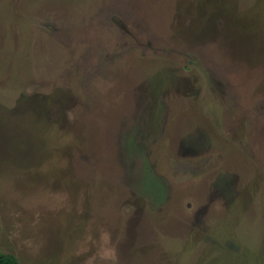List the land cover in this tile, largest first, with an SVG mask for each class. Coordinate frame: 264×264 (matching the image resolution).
<instances>
[{
	"label": "rangeland",
	"instance_id": "obj_1",
	"mask_svg": "<svg viewBox=\"0 0 264 264\" xmlns=\"http://www.w3.org/2000/svg\"><path fill=\"white\" fill-rule=\"evenodd\" d=\"M0 250L264 264V0H0Z\"/></svg>",
	"mask_w": 264,
	"mask_h": 264
},
{
	"label": "trees",
	"instance_id": "obj_2",
	"mask_svg": "<svg viewBox=\"0 0 264 264\" xmlns=\"http://www.w3.org/2000/svg\"><path fill=\"white\" fill-rule=\"evenodd\" d=\"M0 264H18V259L13 254L0 250Z\"/></svg>",
	"mask_w": 264,
	"mask_h": 264
}]
</instances>
